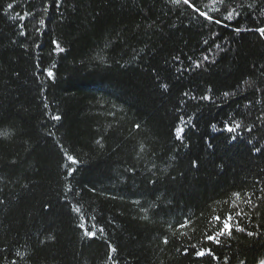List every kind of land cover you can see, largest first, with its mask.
<instances>
[{
	"label": "trees",
	"instance_id": "16d2710c",
	"mask_svg": "<svg viewBox=\"0 0 264 264\" xmlns=\"http://www.w3.org/2000/svg\"><path fill=\"white\" fill-rule=\"evenodd\" d=\"M190 3L0 0V264L264 261V0Z\"/></svg>",
	"mask_w": 264,
	"mask_h": 264
},
{
	"label": "snow or ice",
	"instance_id": "6c2138e0",
	"mask_svg": "<svg viewBox=\"0 0 264 264\" xmlns=\"http://www.w3.org/2000/svg\"><path fill=\"white\" fill-rule=\"evenodd\" d=\"M180 0H173V3H179ZM214 4H221V5H224L225 3V0H213ZM229 2H231V0H229ZM183 4L187 5L189 8H191L194 12L198 13L200 17H203L206 21H213L214 23L216 24H220L221 23V20L219 18H215L211 15H209L208 12L206 11H202L199 7H196L195 5H193L192 3H190V0H183ZM57 7H59V0H57V4H56ZM242 6V5H241ZM249 7H251L252 5L249 4L248 5ZM8 9H12L13 8V5L11 3H9L7 5ZM48 9L45 8V11H47ZM224 11L227 12V15H224L223 16V19L226 20V21H230V20H233L234 18H238L240 16V12L237 10V8H233L231 11H228L227 7L225 6L224 7ZM13 20L16 19L15 16L12 17ZM21 19H24L23 16H21ZM39 25L41 26H44L45 25V20L44 19H39ZM37 31H39V29H37ZM235 31L237 33H239L241 31V29L239 27L235 28ZM255 32L259 33L260 37H264V27H257L254 29ZM21 34H24V33H21ZM205 44L208 43L207 40L204 41ZM52 44L55 46V49L57 50L58 53H63L65 51V49L63 47L60 46L59 43H57L56 41H52ZM35 47L37 49L40 48V44L37 43L35 45ZM216 47L219 49L220 48V45L217 44ZM203 59L205 61L209 60V57L208 56H204ZM197 68L200 67L199 64H196L195 65ZM54 75V73L51 71V70H48L47 71V76L49 78H52ZM245 84H249L248 81H244ZM165 87H167V85H165ZM185 95H187V93H185ZM223 95L225 97H228L229 95H231V93L229 92H224ZM193 99H195V97H193ZM201 99H204V100H210L211 98L210 97H207V96H202ZM45 107H47V105H45ZM52 120L54 121H60L62 119L61 116L59 115H54L51 117ZM181 120H183V117H180ZM137 127L139 128V125H137ZM213 129H215V125H212ZM240 128V124H236L235 128L231 127V126H228L226 127V131L228 132H234L236 129ZM184 129L181 128V127H177L175 129V136H176V139L180 140L182 139V133H183ZM249 131H251V129H249ZM232 139H235V137H232ZM256 151L259 152L260 149L259 148H256ZM65 158L66 160L69 162L70 165H76L79 163V161L72 155H69L67 153H65ZM77 171L76 168L74 167H67V171H66V177L67 178H73V174ZM153 183H156V181H153ZM68 191L71 192L72 191V188L71 186H69L68 188ZM234 195L239 198L240 197V193H234ZM75 211V213L79 214L81 209L79 207H75L73 209ZM241 214L240 213H237V216H240ZM215 220L217 221V224H218V230L215 231L213 234H209L206 236V240L212 244H215V245H219L221 243L220 239H218V237H224V236H231L232 232H233V229L235 227V230L237 231H240V232H244L245 229L243 227H240L238 222L234 221L233 217L231 215H229L227 218H222L220 216H217L215 217ZM190 223V218L189 220H185L184 222H182L180 224V227L183 228L185 227L187 224ZM79 227L83 230H85V234L87 237L91 238V239H95L96 238V233L93 232V231H90V230H87L85 228V224L83 222H81V224L79 225ZM93 227H95V225H93ZM101 232L104 231L103 228L100 229ZM247 235L248 236H254L256 235V233L254 232H247ZM165 243H168L167 240H165ZM192 248L195 249V254L198 256V257H209L210 259H215L217 261H219V257L215 255V253L213 252V250L211 248H208V249H196V246L195 245H192ZM112 252H116V249L115 248H112L111 249ZM261 264H264V261H261Z\"/></svg>",
	"mask_w": 264,
	"mask_h": 264
}]
</instances>
